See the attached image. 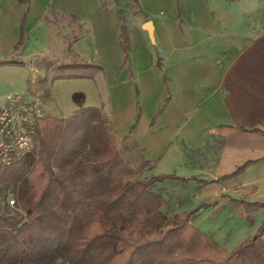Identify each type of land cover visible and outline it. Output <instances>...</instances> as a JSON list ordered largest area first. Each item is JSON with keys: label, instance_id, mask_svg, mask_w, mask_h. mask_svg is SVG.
<instances>
[{"label": "crops", "instance_id": "obj_1", "mask_svg": "<svg viewBox=\"0 0 264 264\" xmlns=\"http://www.w3.org/2000/svg\"><path fill=\"white\" fill-rule=\"evenodd\" d=\"M140 4L148 17L137 12L133 41L128 26V70L123 65L118 9L104 8L100 0H0V66L16 61L12 57L25 50L31 54L33 29L39 37L52 26L60 30V20L48 18V12L85 20L72 53L92 66L69 69L56 81H92L96 99L78 90L73 95L78 108L57 117L68 118L84 107L100 108L120 154L130 166H144V177L154 172L187 178L173 181L192 184L211 205L229 209L236 231L229 238H213L232 251L255 238L264 221V207L251 205L264 203V0ZM25 11L24 42L14 51ZM147 21L153 24L154 41L143 27ZM67 30L65 34L72 32L71 27ZM131 45L132 51L140 49L149 56L152 67L133 68ZM168 95L171 99L159 113ZM40 98L48 112L47 99ZM244 165L235 176L223 178ZM165 199L170 215L186 210L171 208ZM245 259L264 264V234Z\"/></svg>", "mask_w": 264, "mask_h": 264}, {"label": "trees", "instance_id": "obj_2", "mask_svg": "<svg viewBox=\"0 0 264 264\" xmlns=\"http://www.w3.org/2000/svg\"><path fill=\"white\" fill-rule=\"evenodd\" d=\"M133 2L147 18L140 0ZM26 15L14 51L24 42ZM117 15L123 65L130 70L127 19L120 9ZM85 66L92 65L59 68ZM157 66L162 68L159 61ZM144 168L130 166L120 154L100 108L84 107L68 118L46 116L33 152L0 167V264H248L245 254L264 234V221L255 238L227 251L193 226L197 210L170 215L164 208L167 201L157 184L189 179L144 177Z\"/></svg>", "mask_w": 264, "mask_h": 264}, {"label": "rangeland", "instance_id": "obj_3", "mask_svg": "<svg viewBox=\"0 0 264 264\" xmlns=\"http://www.w3.org/2000/svg\"><path fill=\"white\" fill-rule=\"evenodd\" d=\"M100 3L104 8H110L114 11L117 9L122 10L127 17L131 39L132 41L135 40L137 38V26L134 23V19H137L138 13L133 0H100ZM114 16L117 18L116 14ZM49 17L60 20V30H56L55 26H52V30L49 33L42 34L41 37L37 36L38 30L36 32L35 29L31 31L29 37L32 48L31 54L27 56L25 50V52H21L20 56L14 55L12 57L18 63L17 65H10L12 63L7 61V64L0 66V95L29 91L47 99L48 112L46 111V116L61 117L74 112L78 108V104L73 100V95L76 91L81 90L87 96L96 99L97 86L92 81L85 83L72 79L56 81L57 77L69 72V70H60V65L82 63L80 58L73 55L72 49L73 42L79 35L78 33L85 30L86 22L75 16H66L65 14L52 11L48 12ZM43 22L45 21L42 20ZM136 24L139 25L138 23ZM68 27L72 28V32L65 34ZM153 44L149 41V45L153 46ZM70 55L73 57L71 58ZM131 55L134 69L144 70L152 67V64L149 63V56L143 54L140 49L135 50L133 48L132 51V45ZM22 60L26 62L23 63ZM20 65H25V68ZM76 69L79 68H73V70ZM183 173L187 172L184 171ZM155 174L152 172L150 176H156ZM159 186L164 188L162 191L166 192L168 197L165 196V198H168L171 208L181 206L188 211L197 210L192 224L202 233L214 238L216 235L217 238H229L232 232L236 231L233 228L235 227V221L229 220V217H231L229 209L221 206L222 204L217 207L211 205L210 201L203 198L202 192H198L192 184L165 180L157 184V188ZM12 198L14 197L11 195L9 200Z\"/></svg>", "mask_w": 264, "mask_h": 264}, {"label": "built area", "instance_id": "obj_4", "mask_svg": "<svg viewBox=\"0 0 264 264\" xmlns=\"http://www.w3.org/2000/svg\"><path fill=\"white\" fill-rule=\"evenodd\" d=\"M46 110L41 98L29 91L4 96L0 103V167L18 163L30 155L36 146ZM16 200H9L14 207Z\"/></svg>", "mask_w": 264, "mask_h": 264}, {"label": "water", "instance_id": "obj_5", "mask_svg": "<svg viewBox=\"0 0 264 264\" xmlns=\"http://www.w3.org/2000/svg\"><path fill=\"white\" fill-rule=\"evenodd\" d=\"M144 29H146L149 32V36L151 38L152 41H154V27L151 21H147L144 24Z\"/></svg>", "mask_w": 264, "mask_h": 264}]
</instances>
